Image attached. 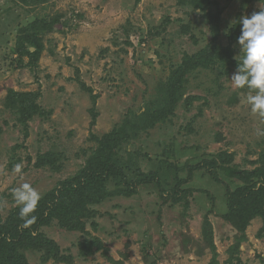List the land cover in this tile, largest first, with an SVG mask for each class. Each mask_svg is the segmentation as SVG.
I'll return each instance as SVG.
<instances>
[{"label": "rangeland", "instance_id": "obj_1", "mask_svg": "<svg viewBox=\"0 0 264 264\" xmlns=\"http://www.w3.org/2000/svg\"><path fill=\"white\" fill-rule=\"evenodd\" d=\"M212 1L215 39L191 0H0V221L17 207L13 188L27 182L44 196L72 177L97 146L91 135L102 137L128 112L157 108L159 89L185 55L226 46L227 30L264 5ZM54 16L59 22L43 35L36 66L18 65L17 28ZM231 48L239 60L238 43ZM235 70L222 59L187 71L168 120L117 150L126 179L110 176L102 201L32 231L38 238L17 247L28 264H264L263 218L240 231L223 217L226 190L244 181L219 168V180L212 175L220 165L238 174L264 170V135L257 134L264 120L251 112V93L229 80ZM9 89L38 92L49 112L30 119L26 135L4 108ZM50 150L64 155L60 169L36 168V157ZM164 163L178 169L177 178ZM148 175L151 181L140 182ZM254 181L255 188L264 183ZM84 241L89 255L80 252Z\"/></svg>", "mask_w": 264, "mask_h": 264}, {"label": "trees", "instance_id": "obj_2", "mask_svg": "<svg viewBox=\"0 0 264 264\" xmlns=\"http://www.w3.org/2000/svg\"><path fill=\"white\" fill-rule=\"evenodd\" d=\"M25 4L39 3L43 0H21ZM183 3L184 0H178ZM250 0H243V4ZM194 9H198L207 21L212 37L214 39L218 33L219 13H212L209 10L215 4L212 0H191ZM60 16L49 18H36L31 23L20 26L16 30L14 41V52L17 55V63L20 66H36L40 53L44 50V41L42 39L45 32L53 30L54 25L59 22ZM241 34V27L234 23L226 33L227 44L223 45H206L197 53L184 56L183 64L174 69L167 78L163 87L159 89L161 99L155 109H147L140 115L131 111L128 112L122 121L114 126L109 132L102 137L91 135L97 142L96 148L86 159L85 165L80 168L72 177L66 178L58 183V187L52 189L39 202L34 215L37 217L36 222L28 227H22L23 221L19 218V208L16 207L2 222L0 221V264H28L25 257L17 250L20 244L31 243L36 238L32 236V231L38 230L39 226L49 222L51 218L58 217L64 220L67 215L85 209L88 205L102 201L108 195L106 191V181L110 176H116L125 180L124 172L121 167L123 159L116 160V152L120 149L121 144L131 139L136 133L144 128L154 126L158 123H164L168 120L175 103L177 92L179 91L182 78L185 73L197 66L208 67L216 61L222 59L229 61L237 67V60L231 56V45L236 42V37ZM33 48V50H30ZM24 58H27L24 61ZM84 86V85H83ZM89 91L91 89L88 88ZM39 93L31 91H15L9 89L4 100V108L11 112L15 120L22 125L24 134H27V122L34 116L44 117L49 113L43 109L36 100ZM85 152V150H84ZM62 153L46 151L36 157L34 166L36 168L50 167L60 169L63 158ZM230 160V156H227ZM222 160V159H221ZM220 160V161H221ZM115 161L117 164H115ZM228 160L225 159L224 162ZM214 167L216 164L213 160L208 162ZM119 164V165H118ZM167 171H171L177 178L178 169L171 164L164 163ZM164 167L163 170H165ZM212 175L218 178V168L226 176L236 175L244 181L243 185L234 187L232 190H226L227 212L223 215L240 231L255 216H261L264 220V183L255 188L254 179L259 177L264 182V170L262 168L254 171H238L234 167L218 166ZM140 182H149L150 176H144ZM151 179V180H150ZM80 252L84 255L92 253L91 243L84 241L80 243Z\"/></svg>", "mask_w": 264, "mask_h": 264}, {"label": "clouds", "instance_id": "obj_3", "mask_svg": "<svg viewBox=\"0 0 264 264\" xmlns=\"http://www.w3.org/2000/svg\"><path fill=\"white\" fill-rule=\"evenodd\" d=\"M238 24L242 25L241 34L236 37L240 46L239 60L235 73L229 79L237 89H247L251 112L264 120V5L260 10L249 15H242ZM258 135H264V130H258ZM13 172L23 177L22 165L16 164ZM12 198L19 208V218L22 227H28L36 222L34 213L37 210L42 194L30 183H22L12 189Z\"/></svg>", "mask_w": 264, "mask_h": 264}, {"label": "water", "instance_id": "obj_4", "mask_svg": "<svg viewBox=\"0 0 264 264\" xmlns=\"http://www.w3.org/2000/svg\"><path fill=\"white\" fill-rule=\"evenodd\" d=\"M150 259H152V258H150Z\"/></svg>", "mask_w": 264, "mask_h": 264}]
</instances>
